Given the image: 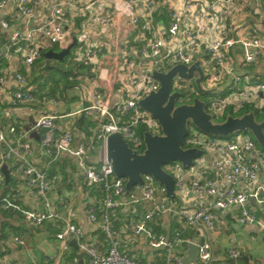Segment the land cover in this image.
<instances>
[{"label":"built area","instance_id":"obj_1","mask_svg":"<svg viewBox=\"0 0 264 264\" xmlns=\"http://www.w3.org/2000/svg\"><path fill=\"white\" fill-rule=\"evenodd\" d=\"M237 1L185 0L182 9L169 11L170 22L164 36H159L153 23L157 0H113L111 8L87 6L85 10L92 9L89 13L91 23L102 29L112 30L128 23L140 32L143 45L136 53L145 69L131 78V90L126 96L123 91V98L118 101H113L108 90L94 88L91 106L65 115L93 114L97 119L98 125L92 136L84 138L77 146L72 129H57L56 120L60 116L56 114L42 115L30 127L23 120L16 121L7 131L0 123V211L16 214L26 227L58 223L61 229L56 239L60 252L67 254L71 242L75 241L78 250L86 255L88 264H183L191 244L198 247L194 264H212V239L221 227L218 212L237 210L235 219L240 226L257 228L264 234V222L251 205L252 200L257 204L264 203V184L257 185L264 168V150L249 134L216 138L189 124L183 148L203 151L205 160L202 157L196 159L189 169H184L180 162L164 166L175 180V198H170L165 187L152 175H144L143 184L127 192V180L117 178L106 160V139L114 133H121L130 148L140 153L144 151V136H140L139 129L152 117L139 107L138 101L159 90L160 82L152 75L155 69L166 73L177 65L190 67L199 58L206 73L203 82L206 89L221 87L233 75L224 95H214L206 103V110L213 120L226 119L230 108L239 114L248 105L264 118V82L256 83L248 75L234 70L236 51L242 54L244 67L257 64L264 56V38L256 26L236 33L231 7ZM82 10L74 0H0V29L3 31L0 35V97L11 108L35 102L36 96L28 81L30 71L38 61L46 58L44 54L52 46L64 51L72 44V35L65 26L71 12ZM255 11L264 14L263 0L255 4ZM142 12L145 19L141 17ZM185 22L190 25L184 26ZM214 25L219 32L213 31ZM147 32L151 34L149 39ZM101 52L100 48L71 51L65 61L67 70L72 73L69 80L75 82L80 66L90 67ZM181 81L188 82L189 86ZM172 91L180 93L177 105L192 104L200 93L194 79L179 77L174 79ZM41 100L53 106L60 104L56 97L42 96ZM42 128L48 130L39 145L43 154L51 159L50 162L64 154L74 157L76 180L82 178L88 192L94 193L93 201L87 206L88 221L106 235L108 246L104 251H100L95 243L84 240L83 230L74 224L68 195L65 192L55 195L54 188L60 183L61 176L36 166L30 133L40 132ZM158 129L160 131L150 132L160 134L159 125ZM8 134L13 136L12 140ZM4 165L8 166L11 178L23 181L24 202L12 193L1 195L5 188ZM65 181L67 185L71 183L68 179ZM97 193L100 196L95 195ZM188 194L194 197L192 201ZM144 204L150 209L131 225L130 231L134 238L159 253V262L128 254L130 242L113 226L112 218L117 210ZM166 215L177 223L173 236L153 232L150 228L155 217ZM185 231H191L193 235L184 237ZM229 243L227 259L238 260L242 254L239 238L231 235ZM9 244L26 249L27 239L11 234ZM73 261L78 263L79 259ZM0 264L19 263L0 255Z\"/></svg>","mask_w":264,"mask_h":264},{"label":"crops","instance_id":"obj_2","mask_svg":"<svg viewBox=\"0 0 264 264\" xmlns=\"http://www.w3.org/2000/svg\"><path fill=\"white\" fill-rule=\"evenodd\" d=\"M79 4L83 10L79 12H71L69 21L65 26L71 33L73 42L76 40V46L72 48V52L85 50L87 48L101 49L98 58L93 61L90 67L80 66V74L77 76L75 82L67 79L66 72L71 71L64 69L66 64L64 61L55 59L43 58L38 61L28 75L29 86L35 96L56 97L60 104L53 106L41 100V97L36 98L35 102L21 107L11 108L4 98L0 97V123L4 126L5 131L8 130L10 124L16 121L23 120L30 127L42 115L56 114L60 116L56 120V127L58 130L72 129L76 136L75 145L77 146L84 138L92 136L94 130L97 128L98 122L95 115L89 116H65L73 112L89 107L92 104V89L99 88L102 91L108 90L112 93L113 101L126 96L131 90L129 81L131 78L141 73L142 69L139 66L140 59L137 56V48L143 45V39L139 31L127 24H120L112 30L102 29L91 23L90 14L92 9L85 10L87 6L93 4L92 8H111L113 0H74ZM158 5L154 12L153 23L158 31L159 36H164L169 25V11L172 8L182 9L185 0H157ZM264 1V0H263ZM258 0H238L231 8L234 15L236 33H242L243 28L249 26H256L262 37L264 38V14H257L255 11V4ZM90 13V14H89ZM141 17L145 19L142 12ZM190 25L185 22L184 26ZM214 32H219L220 29L214 25ZM3 31L0 29V35ZM151 35L146 34L149 39ZM72 42V43H73ZM59 53L61 50L56 46H52L48 51ZM237 63H240L239 69L236 70ZM62 68H61V67ZM236 73H242L241 70L246 71V75L250 79H260L264 75V56L260 58L257 64L244 67L243 56L239 51L235 53ZM69 75V77H70ZM245 75V74H243ZM39 82V83H38ZM44 89V90H43ZM224 93V92H223ZM222 94V93H218ZM82 117H86L94 123V127L80 129L78 122ZM86 130H89V134ZM33 133V132H32ZM30 133V139L31 134ZM40 136L39 142H32L34 144V161L36 166L42 171L50 174H58L61 176L60 183L54 188L55 195L62 193L68 195L70 207L73 212L74 224L80 227L84 233V240L95 243L100 251H104L107 246L106 235L98 230L97 226L92 225L88 221L87 206L92 202L93 193H89L86 186L83 184L82 178L76 180V160L69 154H64L54 162L47 158L39 148L42 132H36ZM10 139L13 136L8 134ZM97 160V156L94 157ZM75 177V178H74ZM15 186L13 191H17L19 195H13L17 199L24 202L25 196L23 194V181L20 178H15ZM66 179L70 180L69 185L66 184ZM190 179H187L189 186ZM82 183V184H81ZM264 184V168L260 172V177L257 185ZM6 187V184H5ZM3 189L2 191H4ZM190 201L194 199L192 194H188ZM23 204V203H22ZM252 207L256 212L257 217L264 222V203L257 204L252 202ZM149 205H134L126 206L117 210L114 213L116 222L119 224L117 230L122 232L123 238L130 242L128 254L138 255L143 260H157L160 261L158 252L152 250L146 243H141L138 239L132 236L130 227L136 224L143 216V213L149 210ZM237 210L229 213L218 212V218L221 221V227L213 236L212 242L214 246V260L212 264H264V234L257 228H244L240 226L235 214ZM260 213V215H259ZM161 228L166 231L171 230L173 224H177L171 220L167 215L161 216ZM11 221V225L21 227L20 231H12L8 229L10 234L6 239H2L3 232L0 230V255L1 257L8 256L9 260L19 264H88V259L85 254L80 252L74 245L67 254H62L59 249V242L56 235L60 232V225L56 222H47L43 227H26L21 218L14 215L12 218L3 217L1 224ZM0 224V227H2ZM151 228V227H150ZM224 232L236 235L242 246V254L238 260H229L226 257L227 249L230 246L229 238L224 242V247L219 243V234ZM173 232V230H172ZM11 234H19L25 236L27 239V248L13 247L9 244V237ZM190 236L192 232L189 231ZM225 234V233H224ZM187 236V237H190ZM231 236V235H230ZM229 236V237H230ZM222 247V249H221ZM224 248V252L223 251ZM72 254L74 258H78L79 262L74 263L71 260Z\"/></svg>","mask_w":264,"mask_h":264},{"label":"water","instance_id":"obj_3","mask_svg":"<svg viewBox=\"0 0 264 264\" xmlns=\"http://www.w3.org/2000/svg\"><path fill=\"white\" fill-rule=\"evenodd\" d=\"M76 46V40L64 51L59 53L52 50L44 55L48 59L64 61ZM240 63H237L236 70ZM246 75V71L241 70ZM152 75L160 82V88L156 92L138 101L141 109L150 113L153 120L160 126L161 133L153 134L150 131L144 133L145 149L142 153L130 148L123 139L121 133H114L106 139V160L113 167L117 178L127 180V192H131L135 186L142 185L144 175H152L157 182L165 187L170 198H175V180L167 173L164 166L173 162H180L184 169L194 165V161L203 156V151L198 149H184V139L188 135L189 124L195 126L202 133L216 138H228L240 133H250L259 146L264 149V121L259 122L252 111L238 117L228 115L225 120L215 122L212 115L206 110V102L195 98L192 104L177 105L180 93L172 91L173 81L179 77L184 80L194 79L198 91L204 95H217L223 93L231 85L233 75L219 88L206 89L203 82L206 73L200 65L199 58L188 67L177 65L168 72L153 70ZM42 128L43 135L47 133ZM5 184L9 185L11 177L8 166L4 165ZM251 202H254L252 200ZM76 247L75 241L71 242ZM198 247L194 244L189 246L188 255L183 264L196 262Z\"/></svg>","mask_w":264,"mask_h":264},{"label":"trees","instance_id":"obj_4","mask_svg":"<svg viewBox=\"0 0 264 264\" xmlns=\"http://www.w3.org/2000/svg\"><path fill=\"white\" fill-rule=\"evenodd\" d=\"M147 35H149L150 34V32H147L146 33ZM151 35V34H150ZM67 59L65 58V60H64V62L66 61ZM66 74L68 75V76H66L67 77V79L69 78V75H70V72H66ZM72 74V73H71ZM252 81H254V82H264V75H263V77H261L260 79H252ZM222 95H224V93H222ZM203 97H205L204 95H202L201 93H199V96H198V98H200V99H202L203 100ZM250 111H252L253 113H254V115H255V117H256V119L259 121V122H262L263 121V117L261 116V114H260V112L258 111V110H256L253 106H246L239 114H236V113H234L233 112V109L232 108H230L229 109V111H228V115L230 114V115H232V116H234V117H238V116H240V115H243V114H246V113H248V112H250ZM227 115V116H228ZM226 117V116H225ZM225 118H223V119H221V120H216V119H214L215 120V122H221V121H223ZM78 126H79V128L80 129H84V128H86V127H88V128H91V127H94V123L92 122V121H90V120H87V118L86 117H82L80 120H79V122H78ZM87 131V133L89 134V130H86ZM146 131H149L145 126H140V129H139V134H140V136H143L144 135V133L146 132ZM247 134H249V135H251L250 133H247ZM90 135V134H89ZM237 135V134H236ZM235 136V135H234ZM252 136V135H251ZM231 137H233V136H230V137H228V138H231ZM252 138H253V136H252ZM254 139V138H253ZM255 140V139H254ZM256 141V140H255ZM264 150V149H263ZM13 182H15V179L12 177L11 178V180H10V183H9V185L8 186H6L4 189V191H2V193H1V195H5V194H9V193H12V195H19L18 194V192L17 191H13V189H14V187L15 186H12V185H14L15 183H13ZM94 194V193H93ZM95 195H97V196H100V193H97V194H95ZM14 215H16V214H14V213H12V212H6V211H0V224H1V219L3 218V217H7V218H12ZM259 215H260V213H259ZM161 218H159V217H155V219L150 223V227H151V229H152V231L153 232H158V233H166V234H169V236H173V234H174V230L176 229V227H177V224L175 225V224H173L172 226H171V230H169V231H166L165 229H162L161 228ZM112 222H113V226H114V228H118V226H119V224L116 222V220H115V218H112ZM11 221H6V222H4V223H2L1 224V226L2 227H0V230L3 232V234H2V236H1V238L2 239H6L7 237H8V235L10 234V232H9V230L8 229H11L12 231H20L22 228L21 227H15V226H12L11 225ZM172 230H173V232H172ZM192 235H193V233H192ZM183 236L184 237H187V236H190V234H189V231H185L184 232V234H183ZM74 256H75V254H72V256H71V260L74 258Z\"/></svg>","mask_w":264,"mask_h":264},{"label":"rangeland","instance_id":"obj_5","mask_svg":"<svg viewBox=\"0 0 264 264\" xmlns=\"http://www.w3.org/2000/svg\"><path fill=\"white\" fill-rule=\"evenodd\" d=\"M139 66L141 67V69L143 70V69H145V66H143L142 67V65H141V63L139 64ZM61 67V66H60ZM63 67V66H62ZM61 67V68H62ZM64 69H66V64L64 65V67H63ZM182 82V84H184V85H186V86H189V84H188V82H183V81H181ZM39 83V82H38ZM29 87H31V85L29 86ZM44 90V89H43ZM43 94H40V96H36V98H38V97H41ZM212 96H214V95H208V96H205V97H203V100L206 102V103H208V101H209V98L210 97H212ZM215 121V120H214ZM142 126H145L149 131H152V132H158V131H160L159 129H158V125H157V123H156V121L155 120H151V121H149L147 124H143ZM31 139L34 141V142H39V140H40V136L38 135V133H36V132H33L32 134H31ZM202 160H205V157H202ZM225 233V234H224ZM232 234L233 233H237V232H231ZM231 233H229V232H223L222 231V233L221 234H219V241L220 242H222V243H219V245L221 244L222 245V247H224L225 248V246H224V242H226L227 240H228V238H229V236L230 235H232ZM222 247H221V249H222ZM224 248H223V251L222 252H224Z\"/></svg>","mask_w":264,"mask_h":264}]
</instances>
